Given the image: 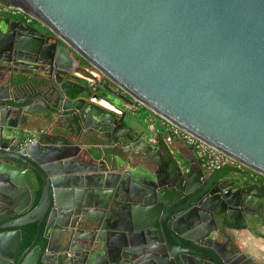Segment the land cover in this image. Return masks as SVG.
<instances>
[{"label":"water","instance_id":"water-1","mask_svg":"<svg viewBox=\"0 0 264 264\" xmlns=\"http://www.w3.org/2000/svg\"><path fill=\"white\" fill-rule=\"evenodd\" d=\"M0 4L44 27L0 16V264H256L264 185L182 166L125 105L264 177V0ZM30 122L51 139L23 145Z\"/></svg>","mask_w":264,"mask_h":264},{"label":"crops","instance_id":"crops-1","mask_svg":"<svg viewBox=\"0 0 264 264\" xmlns=\"http://www.w3.org/2000/svg\"><path fill=\"white\" fill-rule=\"evenodd\" d=\"M29 24L34 26L40 31L44 30L42 29V26L38 25V23L34 20ZM74 56L79 60V58L76 55ZM158 118L159 117L157 115H155L150 110H148L147 108L141 105L135 111L130 113V116H128L125 122L126 124L133 126L134 129L139 131L147 140L149 134L151 133V130L155 128V124L158 121ZM24 129H31L37 131V135H36L37 137L40 134H44L46 138L51 139L52 136V132L50 131V125H46L45 123H33V122L21 126L19 130H16V132L12 131V133L16 134L18 132L20 135L22 134L23 138H25V135L23 134ZM158 138L159 141H156L155 144H152L154 147H156L159 144L160 147L163 149L168 148L171 151L173 157L180 164H182V166L188 168L189 165L192 164L194 166L199 167L198 162L196 161L192 150L187 146H185L182 142L170 138L168 136H161ZM204 173L207 174V172L205 171ZM244 176L247 177V180H249V177H251L250 173L245 171L244 173L237 172L233 174H227V173L221 175L215 174V177H217L220 182L230 181L233 178H239L242 181L243 185L248 183L250 184L259 183L264 185V179L260 181L248 182L246 181V178ZM237 240L240 250L243 253H245L248 257H250L254 263L264 264V227L256 226V227L247 228L245 230H241L237 233Z\"/></svg>","mask_w":264,"mask_h":264},{"label":"built area","instance_id":"built-area-1","mask_svg":"<svg viewBox=\"0 0 264 264\" xmlns=\"http://www.w3.org/2000/svg\"><path fill=\"white\" fill-rule=\"evenodd\" d=\"M0 15H6L10 18H21V20L28 24L33 21L32 17L23 13L20 9L9 8L3 4H0ZM139 106H141L140 103L133 102L130 105H125V109L129 113H132ZM23 134L25 135V138H23L22 141L23 145L33 144L36 142L37 131L31 129H24ZM161 136H168L170 138L176 139L182 142L188 148H190L194 154L196 161L198 162L199 167L208 174L215 173L226 166H230L240 172L250 171L243 167L241 164L228 158L214 147L197 139L190 133L184 131L183 129L162 118H158V121L155 124V128L151 130V133L149 134L147 140L150 144H155L158 137ZM254 174L255 173L252 172L250 173V176L253 177Z\"/></svg>","mask_w":264,"mask_h":264},{"label":"trees","instance_id":"trees-1","mask_svg":"<svg viewBox=\"0 0 264 264\" xmlns=\"http://www.w3.org/2000/svg\"><path fill=\"white\" fill-rule=\"evenodd\" d=\"M237 172H240V171H237L230 166H226V167H223L221 170L217 171L216 174H218V175L226 174V173L227 174H233V173H237ZM248 172H250V171H248ZM241 173H244V172H241ZM250 173H252V172H250ZM244 177L246 178V181H248V182L260 181V180L264 179L261 176L256 175V174H254V177H249V180H247L246 176H244ZM37 202H38V197H37L34 205H36ZM35 233H36L35 224H31V225H28V226H25L22 228V240H21V244L19 247V252H23L30 245V243L32 242V240L35 236Z\"/></svg>","mask_w":264,"mask_h":264},{"label":"flooded vegetation","instance_id":"flooded-vegetation-1","mask_svg":"<svg viewBox=\"0 0 264 264\" xmlns=\"http://www.w3.org/2000/svg\"><path fill=\"white\" fill-rule=\"evenodd\" d=\"M1 17H8V16H6V15H0ZM208 174V173H207ZM214 177H215V174H216V172L215 173H211ZM248 184H250V183H248ZM248 184H245V185H248ZM22 252H19V250H18V253H17V258H18V256L21 254ZM16 258V259H17ZM15 262H16V260H15Z\"/></svg>","mask_w":264,"mask_h":264},{"label":"rangeland","instance_id":"rangeland-1","mask_svg":"<svg viewBox=\"0 0 264 264\" xmlns=\"http://www.w3.org/2000/svg\"><path fill=\"white\" fill-rule=\"evenodd\" d=\"M34 20V19H33ZM34 21H36V20H34ZM37 22V21H36ZM38 23V25H41L39 22H37ZM42 29H44V27H42ZM47 31V30H46ZM50 31V30H49ZM48 32V31H47ZM51 32V31H50ZM129 116H130V114H129ZM257 175V174H256Z\"/></svg>","mask_w":264,"mask_h":264}]
</instances>
